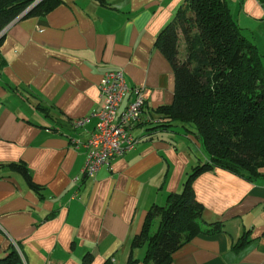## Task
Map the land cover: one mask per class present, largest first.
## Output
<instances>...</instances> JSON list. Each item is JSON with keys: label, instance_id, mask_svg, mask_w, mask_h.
I'll return each mask as SVG.
<instances>
[{"label": "crops", "instance_id": "obj_1", "mask_svg": "<svg viewBox=\"0 0 264 264\" xmlns=\"http://www.w3.org/2000/svg\"><path fill=\"white\" fill-rule=\"evenodd\" d=\"M226 2L264 70V6ZM185 4L56 0L7 28L0 42V259L16 250L19 264H80L86 255L91 264H150L145 244L131 248L147 211L166 206L191 169L208 162L202 143L179 123L154 130L169 121L163 110L174 94L172 68L155 42ZM245 18L255 22L249 34ZM112 70L143 90L138 143L85 176L84 144L97 121L90 116L102 107L99 85ZM85 117L82 128L72 127ZM192 188L203 220L223 230L195 236L169 264H264V166L251 181L214 168Z\"/></svg>", "mask_w": 264, "mask_h": 264}, {"label": "trees", "instance_id": "obj_2", "mask_svg": "<svg viewBox=\"0 0 264 264\" xmlns=\"http://www.w3.org/2000/svg\"><path fill=\"white\" fill-rule=\"evenodd\" d=\"M35 1L0 0V33ZM256 1L264 6V0ZM55 5L56 0H43L27 16L42 15ZM155 45L172 68L174 94L163 110L169 121L154 130L177 122L198 138L208 157L191 169L166 206L147 211L131 242L132 249L146 245L145 262L169 264L172 254L195 236L223 230L222 223L203 220L194 180L221 168L251 181L264 166V70L261 55L243 35L226 0H186ZM91 261L86 255L80 264ZM19 263L16 250L0 259V264ZM129 263L134 261L129 258ZM103 264L113 263L108 259Z\"/></svg>", "mask_w": 264, "mask_h": 264}, {"label": "built area", "instance_id": "obj_3", "mask_svg": "<svg viewBox=\"0 0 264 264\" xmlns=\"http://www.w3.org/2000/svg\"><path fill=\"white\" fill-rule=\"evenodd\" d=\"M127 94L132 99L118 113V109ZM101 109L90 117L96 118V125L89 135L84 148L86 162L83 168L85 176L95 174L101 167L135 149L138 140L133 131L141 121L144 107L143 90L130 89L125 83L122 70L106 71L99 85ZM89 117L74 120L72 127L82 128Z\"/></svg>", "mask_w": 264, "mask_h": 264}, {"label": "water", "instance_id": "obj_4", "mask_svg": "<svg viewBox=\"0 0 264 264\" xmlns=\"http://www.w3.org/2000/svg\"><path fill=\"white\" fill-rule=\"evenodd\" d=\"M43 0H37L35 1L29 8H27L15 21H13L10 25H12L13 23L17 22L18 20L24 18L25 16H27V14L35 7L37 6L40 2H42ZM9 25V26H10ZM8 26V27H9ZM7 27V28H8ZM7 28H5L1 33H0V38L4 36Z\"/></svg>", "mask_w": 264, "mask_h": 264}, {"label": "rangeland", "instance_id": "obj_5", "mask_svg": "<svg viewBox=\"0 0 264 264\" xmlns=\"http://www.w3.org/2000/svg\"><path fill=\"white\" fill-rule=\"evenodd\" d=\"M259 13V12H258ZM257 13V14H258ZM259 17V15H257L256 16V18H258ZM244 19V18H243ZM246 19V18H245ZM247 20V21H246ZM245 21L244 20H242L241 21V27L243 28V27H245L244 29H246V30H244L246 33H251V31L249 30V29H254V27H255V22L252 24V21H250V20H248V19H246ZM249 21V22H248ZM250 27V28H249Z\"/></svg>", "mask_w": 264, "mask_h": 264}]
</instances>
